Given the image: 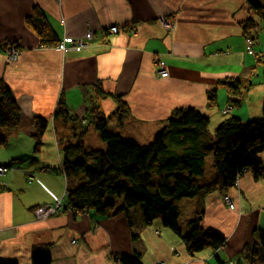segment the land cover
I'll list each match as a JSON object with an SVG mask.
<instances>
[{
  "label": "crops",
  "instance_id": "crops-1",
  "mask_svg": "<svg viewBox=\"0 0 264 264\" xmlns=\"http://www.w3.org/2000/svg\"><path fill=\"white\" fill-rule=\"evenodd\" d=\"M34 8L45 14L59 41L85 38L88 29L94 40L80 51L42 48L25 24ZM249 16L245 0H0V79L21 110L19 128L0 131L7 136L0 146V165L11 168L0 177V264H32V257L42 255L49 256L50 264H116L120 255H139L141 264H253L252 255L264 263L259 247L254 248L264 231V174L246 171L235 186L225 188L212 157L214 132L225 119L247 123L262 118L264 59L257 56L264 55V23L253 16L258 27L245 35L242 22ZM161 19L172 22V29ZM113 26L118 34L109 33ZM12 44L19 54L9 62L4 49ZM156 60L165 65L166 78L157 73ZM237 78L254 85L233 91L221 84ZM97 83L105 93L123 97L130 112L118 133L139 144H149L177 110L195 109L209 119L206 132H168L166 142L170 138L167 144L177 156L205 154L203 174L196 177L204 190L176 203L181 234L199 220L203 229L225 237L223 247L191 256L180 236L160 220L143 226L137 211L133 227L124 213L66 211L43 221L34 218L36 207L64 197L63 150L78 139L67 121L55 117L59 98L69 116L81 121L87 108L84 95H93ZM97 104L105 116L117 107L111 96ZM35 117L47 121L38 146ZM95 147L104 149L101 143ZM257 159L264 166V147Z\"/></svg>",
  "mask_w": 264,
  "mask_h": 264
},
{
  "label": "trees",
  "instance_id": "trees-1",
  "mask_svg": "<svg viewBox=\"0 0 264 264\" xmlns=\"http://www.w3.org/2000/svg\"><path fill=\"white\" fill-rule=\"evenodd\" d=\"M245 2L250 16L242 22V27L244 34L248 35L258 27L253 16L264 23V4L259 0H245ZM25 24L39 38L42 47L60 43L41 9L34 8L26 18ZM221 84L233 91L247 90L254 85L249 80L238 78ZM104 96H111L115 100L117 107L114 115L119 124H122L123 119L130 112L129 107L122 96L105 93L100 83L93 86V95L85 93L87 112L81 121L69 116L64 98L62 96L59 98L55 117L65 121L75 120L81 127L85 126V130L88 129L91 121L106 149L84 152L83 142H77L63 150V153H66L63 170L68 184L64 197L56 198L51 203L60 200L61 205L57 214L69 211L73 214L94 212L103 216H116L124 213L130 226L133 227L132 216L137 209H140L143 226H149L155 220H160L163 226L182 238L186 251L191 256L206 249L218 250L223 247L225 237L213 229H203L199 220L193 221L188 231L184 235L181 234L177 226L179 215L176 203L182 199L193 198L204 190L196 177L203 174L205 154L177 156V153L171 150L172 147L166 143L168 132L176 133L185 129L206 132L209 119L195 109L177 110L166 121L165 127L154 136L152 142L142 145L132 138L113 134L106 129L107 117L97 104V100ZM208 102L211 106L215 103V91L209 92ZM232 104L236 107L239 102L233 100ZM20 112L13 93L0 79V131L4 130L6 133L16 131L19 128ZM33 126L34 138L38 146L47 127V121L35 117ZM78 134L77 132V136ZM214 139L216 147L212 153L213 164L223 187L235 186L237 180L246 171H252L256 177L261 176L262 165L257 155L264 147V103L261 119L243 123L236 117H229L217 127ZM6 141L7 136L0 134V146ZM169 141L170 138L167 139V142ZM70 151L72 153L69 155ZM171 152L175 155L169 156L168 153ZM79 153L83 158L79 157ZM75 154L78 158L70 160L69 158L74 157ZM153 176L159 178L153 183L154 185L151 184ZM258 237L259 241L254 248L259 247L264 259V231H259ZM133 239L137 240L136 234H133ZM117 258L120 264H141L139 255H120ZM250 260L253 264L259 262L254 255ZM50 262L48 255L32 257V264H50Z\"/></svg>",
  "mask_w": 264,
  "mask_h": 264
},
{
  "label": "built area",
  "instance_id": "built-area-1",
  "mask_svg": "<svg viewBox=\"0 0 264 264\" xmlns=\"http://www.w3.org/2000/svg\"><path fill=\"white\" fill-rule=\"evenodd\" d=\"M160 23L167 29H172L173 27L172 22H169L165 19H161ZM111 31L113 33H116L118 30L117 28L114 27L111 29ZM92 40H93V31L88 30L85 39H70V38L65 39L64 42L60 45V48L65 49L66 44H70L77 51H79L80 49L86 47L88 43ZM4 51L6 54L7 61L13 62L17 60L19 50L17 49L15 45H10L9 47L5 48ZM263 59H264V55L257 56V60H263ZM154 66H155L157 73L159 74L161 78H166L168 76L166 67L160 60L154 61ZM261 170H262V173L264 174V166H262ZM9 171H11V168L0 165V176H4ZM223 201L229 207V209L233 210L235 208L228 196H224ZM60 205H61L60 200H57L54 204L37 207L34 210L35 219L37 221H42L52 216H55L59 212ZM160 264H164V263H160Z\"/></svg>",
  "mask_w": 264,
  "mask_h": 264
},
{
  "label": "rangeland",
  "instance_id": "rangeland-1",
  "mask_svg": "<svg viewBox=\"0 0 264 264\" xmlns=\"http://www.w3.org/2000/svg\"><path fill=\"white\" fill-rule=\"evenodd\" d=\"M246 90V89H244ZM115 113V112H114ZM110 115V116H106L107 117V127L106 129L113 133V134H118L119 135V131L121 130L120 127L118 126L119 125V121L118 119L116 118V115ZM68 124H71L73 127L71 128H75L77 130V132L79 133L78 134V139L76 141V143L78 142H83V145H84V152L86 151H90V150H96L97 148L95 147V144L96 143H101L104 145V149H106V146L103 142L100 141L99 139V135H98V132L96 131L95 129V126L94 124L90 121L89 124H88V129H84L83 127H81L79 125V122L77 121H71V120H68L67 121ZM214 138V137H213ZM191 139V138H190ZM189 139V140H190ZM215 141V139H214ZM152 142V141H151ZM150 142V143H151ZM149 143V144H150ZM167 143V142H166ZM205 144H208V141H206ZM147 145V144H146ZM79 157L83 158L81 153H79ZM2 177V176H0ZM1 179V178H0ZM157 180V177L153 176L151 178V184L154 185L153 183H155V181ZM137 213H141V210L140 209H137ZM258 264H264V263H261V260L260 262H258Z\"/></svg>",
  "mask_w": 264,
  "mask_h": 264
},
{
  "label": "bare ground",
  "instance_id": "bare-ground-1",
  "mask_svg": "<svg viewBox=\"0 0 264 264\" xmlns=\"http://www.w3.org/2000/svg\"><path fill=\"white\" fill-rule=\"evenodd\" d=\"M117 28V32L116 33H113L112 31H111V29L112 28ZM88 30H91V29H88ZM109 31V33H111V34H118L119 32H120V29L117 27V26H113V27H110V29L108 30ZM130 31H131V34L132 35H136V31L135 30H133V29H130ZM88 32V31H87ZM86 38V37H85ZM85 38H70V39H85ZM65 39H68V38H65ZM64 39V40H65ZM64 40H62V41H60V43L58 44V45H55V46H50V47H57L58 49H61L60 48V45L64 42ZM93 40H94V32H93ZM92 40V41H93ZM92 41H90L89 43H88V45L86 46V47H88L89 46V44L92 42ZM42 47V46H41ZM86 47H84V48H86ZM42 48H49V47H42ZM67 48H72V49H74V50H76L74 47H72L70 44H66V48L65 49H67ZM84 48H82V49H84ZM65 49H61V50H65ZM81 50V49H80ZM79 50V51H80ZM77 51V50H76ZM154 65V64H153ZM155 67V66H154ZM86 112H87V110H86ZM143 145V144H142ZM62 170H63V168H62ZM63 172H64V170H63ZM118 258L117 257H115L114 258V260H115V263L116 264H120L119 263V261L117 260Z\"/></svg>",
  "mask_w": 264,
  "mask_h": 264
}]
</instances>
